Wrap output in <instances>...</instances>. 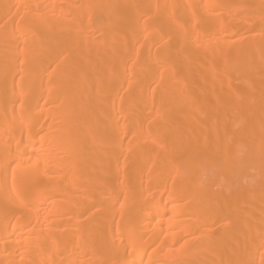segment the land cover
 Masks as SVG:
<instances>
[{
	"label": "bare ground",
	"instance_id": "6f19581e",
	"mask_svg": "<svg viewBox=\"0 0 264 264\" xmlns=\"http://www.w3.org/2000/svg\"><path fill=\"white\" fill-rule=\"evenodd\" d=\"M0 12V264H264V0Z\"/></svg>",
	"mask_w": 264,
	"mask_h": 264
},
{
	"label": "rangeland",
	"instance_id": "374dc122",
	"mask_svg": "<svg viewBox=\"0 0 264 264\" xmlns=\"http://www.w3.org/2000/svg\"><path fill=\"white\" fill-rule=\"evenodd\" d=\"M1 13V12H0ZM69 17H64L62 20H60V22H59V24H58V26L59 27H63L64 25H65V23H66V19H68ZM1 20V19H0ZM3 20V19H2ZM245 35H247V33L246 34H244L243 36H245ZM238 36V35H237ZM242 35H240V37H243ZM235 37V36H234ZM234 37H232V38H228V40H231V41H233V39H234ZM244 57H247L246 55H244ZM196 92H198V89H196ZM84 100V99H83ZM83 100H81V101H83ZM79 104H81V106H80V108L78 109V110H80V112H81V110H86V109H88V107H89V104H86V102H81V103H79ZM48 106H50L49 104H46V105H43L42 107H44V108H46V107H48ZM112 112H109L108 113V115H110ZM98 126H97V129L98 130H100V128H101V126H102V123H100L99 122V124H97ZM44 133H39L36 137H38V136H42ZM35 137V136H34ZM262 153V157L264 158V152H261ZM229 154H230V156H229V159H233V155L235 154L234 152H232V150H229ZM239 156V155H238ZM144 156L143 155H140V158L139 159H141V158H143ZM237 158V157H236ZM236 158H234V161L236 160ZM139 159H137L136 161L138 162V160ZM142 160V159H141ZM141 160H139V162L141 163ZM256 160L254 159V158H252V157H248V158H246V159H244V161H243V164H242V167L244 168V169H246V168H250V167H252L251 168V170H255V168L254 167H256ZM189 164L190 163H186L185 165L186 166H189ZM236 172H239V170H237ZM149 175V176H152V175H154V174H156V173H149L148 171L147 172H145V175ZM174 172H170L169 174H168V177H172V176H174ZM143 181V180H142ZM142 184H139V187L141 186ZM137 187V186H136ZM260 190V187L258 186V185H254V186H252V187H250V193L251 194H254V193H256L257 191H259ZM117 195H120V194H117ZM54 198H56L57 196H53ZM167 197V195L166 194H164V195H162L161 197H160V200H163L164 198H166ZM171 197V196H170ZM58 198V197H57ZM178 201H181V199H179V198H172L171 197V199L170 200H167L166 201V203L167 204H169V203H171V202H177L178 203ZM166 204V205H167ZM49 217H46V220L48 219ZM50 219V218H49ZM217 227V225L214 227V228H216ZM257 245V243L255 244V246ZM176 248H177V245L176 246H173V248L172 249H174V251H172V252H170L169 254H168V257H169V259H170V261H172V260H175L176 259V256H177V253H176ZM253 249H254V247H253ZM2 251H4L3 249H1L0 248V252H2ZM261 251V248H258V247H255V249L253 250V252L251 253V255H250V259H254L255 257H256V255L258 256V252H260ZM93 254H97V252L94 250L93 251ZM103 254H105L106 255V258H109V254L106 252V251H104L103 252ZM41 255H43V254H41ZM255 260V259H254ZM39 261V260H38ZM175 264H177L176 262H175ZM253 264H255V261L253 262Z\"/></svg>",
	"mask_w": 264,
	"mask_h": 264
}]
</instances>
